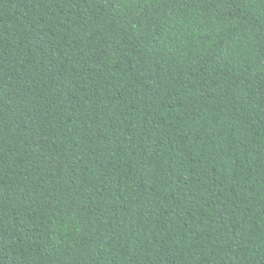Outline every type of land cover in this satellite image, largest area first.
Listing matches in <instances>:
<instances>
[{
	"label": "trees",
	"instance_id": "1",
	"mask_svg": "<svg viewBox=\"0 0 264 264\" xmlns=\"http://www.w3.org/2000/svg\"><path fill=\"white\" fill-rule=\"evenodd\" d=\"M0 264H264V0H0Z\"/></svg>",
	"mask_w": 264,
	"mask_h": 264
}]
</instances>
